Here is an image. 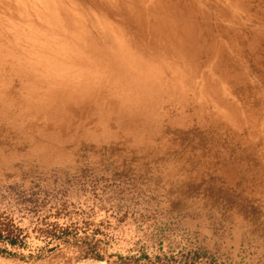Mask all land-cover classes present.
<instances>
[{
  "label": "rangeland",
  "instance_id": "374dc122",
  "mask_svg": "<svg viewBox=\"0 0 264 264\" xmlns=\"http://www.w3.org/2000/svg\"><path fill=\"white\" fill-rule=\"evenodd\" d=\"M131 256L264 264V0H0V264Z\"/></svg>",
  "mask_w": 264,
  "mask_h": 264
},
{
  "label": "trees",
  "instance_id": "16d2710c",
  "mask_svg": "<svg viewBox=\"0 0 264 264\" xmlns=\"http://www.w3.org/2000/svg\"><path fill=\"white\" fill-rule=\"evenodd\" d=\"M40 231L41 232H47L48 230L47 229H40ZM47 234V233H46ZM19 236H18V234L17 235H14L13 237H8V241H9V243L10 244H15V243H17L19 240ZM89 249V248H88ZM90 249L92 250V249H94L93 247H90ZM95 257H97V258H101V256H100V254H95L94 255ZM137 260V258H135L134 256H131V257H129V260H127V261H125L122 257L120 258V260H119V262L120 263H125V264H132L133 263V261H136ZM157 264H163V263H157Z\"/></svg>",
  "mask_w": 264,
  "mask_h": 264
},
{
  "label": "bare ground",
  "instance_id": "6f19581e",
  "mask_svg": "<svg viewBox=\"0 0 264 264\" xmlns=\"http://www.w3.org/2000/svg\"><path fill=\"white\" fill-rule=\"evenodd\" d=\"M150 12H152L151 10H150ZM149 11L147 12V14H149L150 13ZM147 14H146V18L148 19V17H147ZM155 21V20H154ZM154 21H150V23H153ZM147 23L149 22V20H147L146 21ZM155 23V22H154ZM153 23V24H154ZM156 24V23H155ZM158 27V24H156V25H153L150 29H152L153 31L156 29ZM117 55V54H116ZM124 55V54H123ZM120 56V55H119ZM125 56V55H124ZM121 57H122V55H121ZM123 59V58H122ZM120 61V60H119ZM131 61V60H130ZM87 62V61H86ZM122 63V62H121ZM133 63V62H132ZM84 64H86V63H84ZM126 66H127V70L129 71V72H134V68L132 67L133 65H131V63L130 64H128V62H126ZM123 67V66H122ZM92 69V68H91ZM124 69V68H123ZM96 70V69H95ZM95 70H93V71H95ZM89 71H91V70H89ZM125 71V70H124ZM126 72V71H125ZM105 73V72H104ZM118 73H121V72H118ZM124 73V72H123ZM100 74V73H99ZM91 75H92V73H91ZM91 75H89V76H91ZM87 76V75H86ZM85 76V77H86ZM120 78V77H119Z\"/></svg>",
  "mask_w": 264,
  "mask_h": 264
}]
</instances>
